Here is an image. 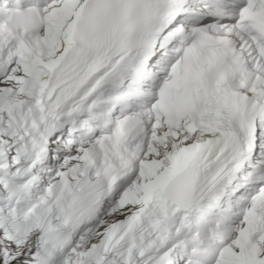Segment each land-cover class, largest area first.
Instances as JSON below:
<instances>
[{
  "label": "snow or ice",
  "instance_id": "snow-or-ice-1",
  "mask_svg": "<svg viewBox=\"0 0 264 264\" xmlns=\"http://www.w3.org/2000/svg\"><path fill=\"white\" fill-rule=\"evenodd\" d=\"M25 14L30 33L0 23V264H185L226 188L244 206L214 264H264V0Z\"/></svg>",
  "mask_w": 264,
  "mask_h": 264
},
{
  "label": "clouds",
  "instance_id": "clouds-1",
  "mask_svg": "<svg viewBox=\"0 0 264 264\" xmlns=\"http://www.w3.org/2000/svg\"><path fill=\"white\" fill-rule=\"evenodd\" d=\"M4 30L15 34L19 31L21 34L30 33L31 31L35 30L38 26L34 21H32L25 12H16L13 13L10 17L3 22ZM217 231V229L212 230L209 236L202 237L198 233H191L190 235L186 236V243L187 246H191L194 250L200 249L194 256V262L198 261L200 257L206 251L205 245L216 246L218 241L213 238V232ZM228 229L223 230L222 234L227 235ZM199 242V243H197Z\"/></svg>",
  "mask_w": 264,
  "mask_h": 264
},
{
  "label": "bare ground",
  "instance_id": "bare-ground-1",
  "mask_svg": "<svg viewBox=\"0 0 264 264\" xmlns=\"http://www.w3.org/2000/svg\"><path fill=\"white\" fill-rule=\"evenodd\" d=\"M207 202L205 201V202H203V205H205ZM200 208H201V205H200ZM182 216V215H181Z\"/></svg>",
  "mask_w": 264,
  "mask_h": 264
}]
</instances>
